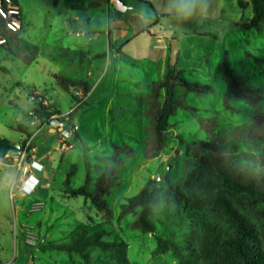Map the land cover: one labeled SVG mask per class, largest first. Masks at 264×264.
Wrapping results in <instances>:
<instances>
[{
	"label": "rangeland",
	"instance_id": "rangeland-1",
	"mask_svg": "<svg viewBox=\"0 0 264 264\" xmlns=\"http://www.w3.org/2000/svg\"><path fill=\"white\" fill-rule=\"evenodd\" d=\"M17 1L23 15L22 36L39 53L35 63L25 65L5 58L0 47V65L6 68L0 70V137L22 142L20 125H28L27 115L31 117L29 127L39 134L27 160L39 152L52 162L51 173L44 174L47 182L38 186L44 188L40 194L23 196L17 187L11 190L0 180V264H180L175 253L159 250L158 237L173 243L177 252L193 255L199 264L208 258L219 262L234 226L222 207L204 200L211 175L203 176L198 192L188 191L193 168L185 160V147L208 139L197 117L216 118L222 130H229L248 123L255 112L235 99L230 102L232 108L225 109L226 83L218 73L228 53L235 72L264 88V32L244 27L252 18L254 0H124L126 11L113 6L107 9L97 0L82 12L71 10L66 0ZM187 6L193 9L190 15L181 13ZM172 41L178 45L176 65L183 76L212 84L214 92L188 94L187 102L196 112L178 109L170 120L164 149L147 159L144 150L152 140L153 121L146 114V96L149 86L164 76ZM101 64L105 69H99ZM89 67L93 77L86 75ZM58 75L88 79L95 87L90 95L75 96L76 90L69 93L60 87ZM33 94L40 97L37 104L69 116L67 148L58 130L51 141L43 139L49 132L44 122L52 115L35 111ZM138 97L143 99L141 104ZM261 105L264 113V100ZM124 143L134 154L122 155L117 185L106 197L109 216L83 197L65 195L69 188L84 184L88 164L93 191L96 177L106 166L105 157L112 155L113 145ZM71 169L75 174L66 187ZM149 183L159 193L151 233L132 228L139 209L121 214V205ZM171 186L186 197L173 194ZM230 199L256 230L258 247L264 252V207L244 198ZM80 230L89 236L103 232L104 241L117 245L108 251L88 249L89 261L76 252L54 248L69 243Z\"/></svg>",
	"mask_w": 264,
	"mask_h": 264
},
{
	"label": "trees",
	"instance_id": "trees-1",
	"mask_svg": "<svg viewBox=\"0 0 264 264\" xmlns=\"http://www.w3.org/2000/svg\"><path fill=\"white\" fill-rule=\"evenodd\" d=\"M95 1L97 0H66V5L73 11L82 12L87 11ZM104 1L109 7L113 6L109 0ZM244 27L248 30H263L264 32V0L253 1L252 18L244 24ZM1 38L5 40L0 45L5 51V58L19 60L25 65H31L37 61L38 48L23 38L22 31H15L4 25L1 29ZM0 70L6 71V68L0 66ZM218 73L226 83L223 96L225 109H231L230 102L235 99L246 102L255 112L248 123L229 130H222L216 118L197 117L200 127L208 134V139L186 144L185 160L193 168L189 175L190 183L186 182L188 191L192 194L198 192L203 176L211 175L212 179L206 183L207 191L204 200L209 204L222 207L234 226L233 236L224 242L223 254L218 256L219 262L210 261L208 258L202 264H264V252L258 247L259 237L256 230L244 215L233 207L230 199L244 198L264 207V113L261 105L264 100V88L253 86L243 76L235 72L230 64L228 53H225L219 64ZM56 81L64 91L69 93L72 90H80L84 95H87L92 89L91 83L85 79L58 75ZM213 92L212 84L191 81L183 76V71L177 65L171 66L169 63L163 78L149 86L146 96V114L151 117L153 127L151 128L152 140L146 144L144 150L145 158H154L164 149L172 128L170 120L178 109L181 108L191 113L196 112L194 107L187 102L188 94L207 95ZM32 96L40 99L38 95L33 94ZM72 98L75 97L72 96ZM142 100L141 97L137 98L140 104ZM37 105H40L42 109L35 108V111L42 116L50 117L54 114L42 103ZM37 105L35 104V106ZM58 113L60 114L59 111ZM20 128L23 133L27 134L25 126L20 125ZM241 145L254 148L257 152H247L240 147ZM13 150H15V143L6 137H0V158L8 156ZM124 153L127 157H132L134 150L127 143L113 145V153L111 156L105 157L106 166L96 177L93 191L90 189L92 177L88 164L84 184L75 189L69 188L65 191V195L83 197L90 201L97 210L109 216L111 210L107 205L106 197L117 185L118 174L124 164L122 157ZM74 174L71 169L66 180V187L69 186L70 178ZM170 191L177 196L186 197V194L180 192L175 186H171ZM158 194V189L154 187L153 183H149L139 194L128 198L121 205L122 215L135 209L140 210L138 218L132 223L133 229H141L149 233L154 231L151 215L154 205L158 202ZM104 236L103 232L89 236L86 230H80L72 235L69 243L56 245L54 248L76 252L85 261H89L88 249L98 247L103 251H108L117 245L104 241L102 239ZM157 240L159 250L164 253L172 251L180 264H199L193 255L177 252L176 246L168 240L161 237H158Z\"/></svg>",
	"mask_w": 264,
	"mask_h": 264
},
{
	"label": "built area",
	"instance_id": "built-area-1",
	"mask_svg": "<svg viewBox=\"0 0 264 264\" xmlns=\"http://www.w3.org/2000/svg\"><path fill=\"white\" fill-rule=\"evenodd\" d=\"M6 25L15 31H22L24 29L22 10L15 0H0V45L5 42L1 38V29ZM80 106V103L77 104ZM69 116L66 114H54L44 122V127L48 129L58 130L62 135L63 148H67V139L71 133L67 129V121ZM37 133L27 137L24 142L15 144V150L11 151L9 155L15 157L16 166L19 172H27L28 176L25 182L34 180V171H40V168L35 166V162L28 163L27 156L33 151V140ZM34 156V155H33ZM16 184L13 185L14 190Z\"/></svg>",
	"mask_w": 264,
	"mask_h": 264
},
{
	"label": "crops",
	"instance_id": "crops-1",
	"mask_svg": "<svg viewBox=\"0 0 264 264\" xmlns=\"http://www.w3.org/2000/svg\"><path fill=\"white\" fill-rule=\"evenodd\" d=\"M102 4L107 9L109 8V6L105 3L104 0H102ZM107 35H108V38L111 37L112 32L110 29L107 31ZM68 48H72V47H68ZM3 59H5V58H3ZM109 63H110V61L108 59L106 66H108ZM90 67L87 69L88 70L87 74H86L87 77H93V74H94L92 72V70H90ZM99 69L103 70V69H105V66H103L101 64L99 66ZM77 79H79V78H77ZM85 80L89 81L88 79H85ZM91 85H92V89H91L90 93L93 91V89L95 87V85L93 83H91ZM90 93L88 95H90ZM74 94H75V96H77L78 94H83V92L80 90H76ZM45 103H46V106H48L47 105L48 102L46 101ZM48 108H49V106H48ZM57 111H59V110H57ZM28 112H29V110L24 112V114H26ZM26 118L28 120V125H23V126L26 127L27 134L21 132L24 135V137L21 139L22 142H23V140H25L27 138L28 135H31L35 132L29 127L31 117L26 115ZM73 128H75V127H73ZM48 131H49L48 134H45L43 137V139L45 141H51L56 136L55 131L53 129H49ZM38 135L39 134L36 135V138ZM2 137H5V136H2ZM11 141H13L15 144L19 143V141H15V140H11ZM32 162H35V166L37 168H40L41 170L40 171H34V177H35L34 180H29V181L25 182V180L27 179L28 173L18 171V168L16 166L15 157L8 155L4 158H0V180L3 183H5L7 186H9L11 190H13L12 189L13 185L16 184L15 188L17 187V189L20 190V193L23 196L25 195V193H30V192H34V193L36 192V193L40 194L44 188H41V187L38 188V186H40V184H42L43 182H47L46 178L44 177V174H45V172H49V171L51 173V165L50 164L52 162V158L49 159L48 156H43V155L39 154V152H38L36 155L29 158L28 163L31 164ZM13 168H15V171L12 170ZM12 195H14L13 192H12Z\"/></svg>",
	"mask_w": 264,
	"mask_h": 264
},
{
	"label": "water",
	"instance_id": "water-1",
	"mask_svg": "<svg viewBox=\"0 0 264 264\" xmlns=\"http://www.w3.org/2000/svg\"><path fill=\"white\" fill-rule=\"evenodd\" d=\"M109 1L116 10L126 11L128 9V7L124 3V0H109ZM177 57H178V45H177L176 41H172L171 49H170V62H169L171 66H176ZM37 101H38L37 98H34V104L37 105ZM36 109L41 110L42 107L40 105H37ZM73 131H75L74 128H73ZM177 155H178V150L173 155L172 160H175ZM170 168H171V164L168 167V171L170 170ZM160 178H162V177H160Z\"/></svg>",
	"mask_w": 264,
	"mask_h": 264
},
{
	"label": "clouds",
	"instance_id": "clouds-1",
	"mask_svg": "<svg viewBox=\"0 0 264 264\" xmlns=\"http://www.w3.org/2000/svg\"><path fill=\"white\" fill-rule=\"evenodd\" d=\"M192 10L193 9L191 6H187L186 8L181 9V13L184 15H190Z\"/></svg>",
	"mask_w": 264,
	"mask_h": 264
}]
</instances>
